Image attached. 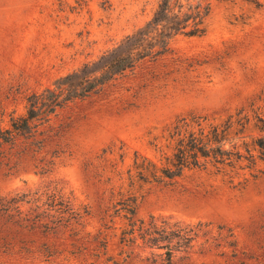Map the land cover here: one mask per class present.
<instances>
[{"label": "rangeland", "instance_id": "374dc122", "mask_svg": "<svg viewBox=\"0 0 264 264\" xmlns=\"http://www.w3.org/2000/svg\"><path fill=\"white\" fill-rule=\"evenodd\" d=\"M160 1L0 0V264H264V0H200L201 35L12 130L31 94ZM209 136L223 151L164 175L181 141ZM164 223L193 238L169 260L153 241Z\"/></svg>", "mask_w": 264, "mask_h": 264}, {"label": "trees", "instance_id": "16d2710c", "mask_svg": "<svg viewBox=\"0 0 264 264\" xmlns=\"http://www.w3.org/2000/svg\"><path fill=\"white\" fill-rule=\"evenodd\" d=\"M208 4L201 6L200 0L187 6L178 4L176 10L171 6V0H161L152 17L134 33L126 36L117 46L102 53L95 60L83 64L78 69L61 76L53 82V87H47L40 93L31 94L24 116L13 119L12 130L17 132L30 129V121L36 119L39 109L44 107L46 114L53 113L66 103L83 99L95 92L100 86L117 74L123 73L135 66L144 58H155L168 49L170 40L178 34L187 36L201 35L204 32V19L208 14ZM216 142L218 145H213ZM221 138H188L181 141L173 153L175 170H163L166 177L178 175L185 167L199 166L209 157L216 156V151H223ZM259 152L264 153V138L255 140ZM61 214L56 223L68 222L74 210L65 204L63 209L56 210ZM55 224L51 229H56ZM159 236L154 237L155 245L165 246L167 259L172 253L191 243L192 235L177 229L167 230L168 226L157 228ZM158 234V232H157Z\"/></svg>", "mask_w": 264, "mask_h": 264}]
</instances>
